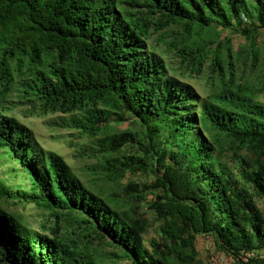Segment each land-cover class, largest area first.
Masks as SVG:
<instances>
[{
  "label": "trees",
  "instance_id": "16d2710c",
  "mask_svg": "<svg viewBox=\"0 0 264 264\" xmlns=\"http://www.w3.org/2000/svg\"><path fill=\"white\" fill-rule=\"evenodd\" d=\"M171 26L181 33L163 44L181 75L206 70L205 98L146 44L150 28ZM218 29L244 42L233 51ZM262 31L264 0H0L1 97L19 77L22 98L44 113L73 114L80 135L95 137L110 115L135 125L105 133L92 153L101 181L128 176L122 200L113 188L86 187L0 108V147L29 179L17 195L72 219L87 241L107 238L125 264H202L198 237L232 264H264L239 259L264 250ZM138 173L152 181L136 183ZM147 195L158 227L145 242L149 223L135 204ZM52 232L28 229L0 206V264H103L87 245L58 236L57 225Z\"/></svg>",
  "mask_w": 264,
  "mask_h": 264
},
{
  "label": "rangeland",
  "instance_id": "374dc122",
  "mask_svg": "<svg viewBox=\"0 0 264 264\" xmlns=\"http://www.w3.org/2000/svg\"><path fill=\"white\" fill-rule=\"evenodd\" d=\"M217 32L220 35V39L224 37L229 39L233 51L244 42V39L236 32L220 29ZM180 33L181 30L176 26L167 27L160 31H156L155 27H153L149 30L146 44L161 56L167 68L166 70L170 75L187 83L200 98H205L208 94V87L204 80L206 70L200 72V75L194 73L181 75L182 69L179 66V58L170 51L171 49L166 48L163 44V41H167L162 40L163 37L164 39L173 40L179 37ZM256 43L259 50H261L259 57L264 60V31L260 32L256 37ZM203 67L207 69L206 65ZM19 80V77H16L9 91L3 97L0 95V108L2 113L15 118L24 128L29 130L39 149L50 151L60 156L69 167L71 173L86 187L92 190H95L96 187H103L106 191L113 188L114 193L123 200L124 193L122 189L128 181V176L126 175L117 183L101 181V176L97 171L99 160L92 157V153L96 150V141L105 133L135 128L131 120L115 121V116L110 115L107 123L101 120V125L104 124V126L95 137L80 135L79 131L73 127V114L59 112L44 113L38 106L34 108L26 99L22 98ZM132 179L136 183L152 181L149 173H138ZM28 188L29 179L26 172L10 156L7 150L0 147V206L4 210L11 213L28 229L49 237L54 236L52 230L57 225L58 236H62L68 241L76 240L80 247L87 245L88 248L94 251L99 261L103 264L126 263L113 256V253H119L120 250L108 245L107 238L100 240L89 238L87 241L82 238L80 228H77L76 224H73L72 219L61 216L56 220L51 216L49 211L29 203L21 195H17V192H27ZM126 195H133V191L127 189ZM151 199L152 196L147 195V202L143 201L137 205L135 204L139 213L149 223L148 232L144 238L145 242L150 241L152 237H157L156 230L158 222L155 220L153 211L148 209V202ZM257 205L264 211V203L261 200H257ZM126 208L130 210L132 207L127 206ZM73 230H75V235L73 234ZM91 237L94 236L92 235ZM88 242L90 243L88 244ZM196 248L198 251V259L201 260L202 264H232L230 257L223 255V253L215 249L210 238L198 237L196 240Z\"/></svg>",
  "mask_w": 264,
  "mask_h": 264
},
{
  "label": "built area",
  "instance_id": "2783aa9c",
  "mask_svg": "<svg viewBox=\"0 0 264 264\" xmlns=\"http://www.w3.org/2000/svg\"><path fill=\"white\" fill-rule=\"evenodd\" d=\"M251 258L264 260V250H251L248 252L241 251L239 253V259L243 262H247V260Z\"/></svg>",
  "mask_w": 264,
  "mask_h": 264
}]
</instances>
